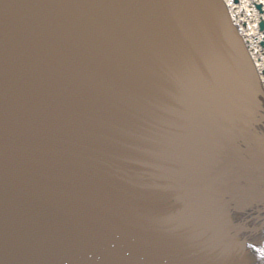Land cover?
I'll return each mask as SVG.
<instances>
[{"label":"water","instance_id":"95a60500","mask_svg":"<svg viewBox=\"0 0 264 264\" xmlns=\"http://www.w3.org/2000/svg\"><path fill=\"white\" fill-rule=\"evenodd\" d=\"M263 244L264 93L225 0H0V264Z\"/></svg>","mask_w":264,"mask_h":264},{"label":"bare ground","instance_id":"6f19581e","mask_svg":"<svg viewBox=\"0 0 264 264\" xmlns=\"http://www.w3.org/2000/svg\"><path fill=\"white\" fill-rule=\"evenodd\" d=\"M225 1L229 7L232 19L238 24L241 36L254 60V65L259 73L260 85L264 93V28L260 29L259 27V21L262 18L264 20V0ZM254 1L262 2L261 11L255 7ZM252 252L256 255L255 264H264V244Z\"/></svg>","mask_w":264,"mask_h":264},{"label":"flooded vegetation","instance_id":"af4514ba","mask_svg":"<svg viewBox=\"0 0 264 264\" xmlns=\"http://www.w3.org/2000/svg\"><path fill=\"white\" fill-rule=\"evenodd\" d=\"M257 263H258V259H257Z\"/></svg>","mask_w":264,"mask_h":264}]
</instances>
